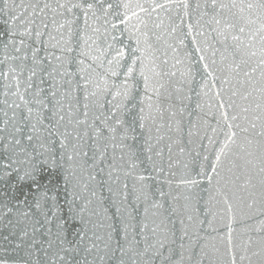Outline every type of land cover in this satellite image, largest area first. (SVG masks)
I'll list each match as a JSON object with an SVG mask.
<instances>
[{
  "label": "snow or ice",
  "instance_id": "6c2138e0",
  "mask_svg": "<svg viewBox=\"0 0 264 264\" xmlns=\"http://www.w3.org/2000/svg\"><path fill=\"white\" fill-rule=\"evenodd\" d=\"M0 264H264V0H0Z\"/></svg>",
  "mask_w": 264,
  "mask_h": 264
}]
</instances>
